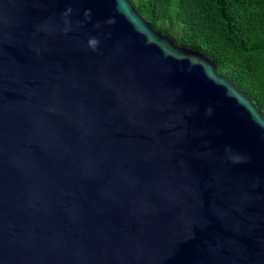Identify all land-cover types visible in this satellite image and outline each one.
I'll return each mask as SVG.
<instances>
[{
	"label": "water",
	"instance_id": "1",
	"mask_svg": "<svg viewBox=\"0 0 264 264\" xmlns=\"http://www.w3.org/2000/svg\"><path fill=\"white\" fill-rule=\"evenodd\" d=\"M0 264H264L263 114L132 0H0Z\"/></svg>",
	"mask_w": 264,
	"mask_h": 264
},
{
	"label": "trees",
	"instance_id": "2",
	"mask_svg": "<svg viewBox=\"0 0 264 264\" xmlns=\"http://www.w3.org/2000/svg\"><path fill=\"white\" fill-rule=\"evenodd\" d=\"M154 29L216 61L264 116V0H132Z\"/></svg>",
	"mask_w": 264,
	"mask_h": 264
},
{
	"label": "clouds",
	"instance_id": "3",
	"mask_svg": "<svg viewBox=\"0 0 264 264\" xmlns=\"http://www.w3.org/2000/svg\"><path fill=\"white\" fill-rule=\"evenodd\" d=\"M85 16L86 17H90V10L85 12ZM108 23H115V21L114 20H110V21H108ZM98 26L99 25H97V27ZM66 31H67V29H66ZM98 43H99V41H98V39L96 37H91L88 40V46L94 51L97 49ZM208 114L209 115L211 114V109L208 110Z\"/></svg>",
	"mask_w": 264,
	"mask_h": 264
}]
</instances>
